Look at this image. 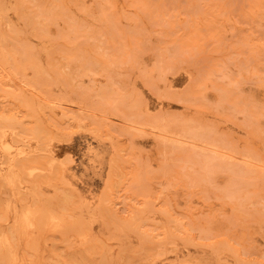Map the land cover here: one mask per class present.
Wrapping results in <instances>:
<instances>
[{"label":"rangeland","instance_id":"374dc122","mask_svg":"<svg viewBox=\"0 0 264 264\" xmlns=\"http://www.w3.org/2000/svg\"><path fill=\"white\" fill-rule=\"evenodd\" d=\"M0 257L264 264V0H0Z\"/></svg>","mask_w":264,"mask_h":264},{"label":"bare ground","instance_id":"6f19581e","mask_svg":"<svg viewBox=\"0 0 264 264\" xmlns=\"http://www.w3.org/2000/svg\"><path fill=\"white\" fill-rule=\"evenodd\" d=\"M7 147H8V146H7ZM5 148H6V146H5ZM7 250H8V248H6V251H7ZM6 251H5L4 253H2V254H5ZM4 256H5V255H3V256L1 255L2 258H3ZM1 257H0V258H1ZM2 258H1V259H2ZM4 258H5V257H4ZM6 260H7V259H6Z\"/></svg>","mask_w":264,"mask_h":264}]
</instances>
